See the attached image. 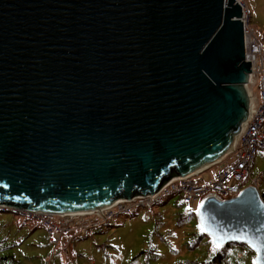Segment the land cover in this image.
<instances>
[{"label": "water", "instance_id": "1", "mask_svg": "<svg viewBox=\"0 0 264 264\" xmlns=\"http://www.w3.org/2000/svg\"><path fill=\"white\" fill-rule=\"evenodd\" d=\"M243 19L238 0H0V207L101 210L221 161L262 104ZM198 221L264 246L255 186Z\"/></svg>", "mask_w": 264, "mask_h": 264}, {"label": "rangeland", "instance_id": "2", "mask_svg": "<svg viewBox=\"0 0 264 264\" xmlns=\"http://www.w3.org/2000/svg\"><path fill=\"white\" fill-rule=\"evenodd\" d=\"M249 27L264 47V0H241ZM264 128V126H263ZM261 178L264 193V146L258 148L250 177ZM181 192L161 197L151 210L139 208L86 230V238L66 234L59 245L40 221L28 214L0 209V264H210L216 255ZM231 262L254 264L249 247H235Z\"/></svg>", "mask_w": 264, "mask_h": 264}, {"label": "built area", "instance_id": "3", "mask_svg": "<svg viewBox=\"0 0 264 264\" xmlns=\"http://www.w3.org/2000/svg\"><path fill=\"white\" fill-rule=\"evenodd\" d=\"M238 1L244 11L246 60L252 64L251 75H259L262 104L258 109L251 110L248 127L235 142L234 151L218 164L220 169L214 178L204 180L200 175L178 177L167 183L155 195L138 196L130 201L119 200L108 208L90 211L92 212L90 214L79 212L68 216L69 214L50 215L13 211L28 214L31 218L40 221L52 234L51 242L57 246L66 234L75 233L81 241L86 238V230L99 228L124 212H132L139 208L151 210L163 195L171 192H181L192 211L195 205H201L209 197L227 200L239 196L249 186L259 187L262 183L261 178L251 177L250 184L246 183V180L250 177L258 148L264 146V47L259 39L258 30L249 27L245 6L241 0ZM0 209L11 210L5 207Z\"/></svg>", "mask_w": 264, "mask_h": 264}, {"label": "trees", "instance_id": "4", "mask_svg": "<svg viewBox=\"0 0 264 264\" xmlns=\"http://www.w3.org/2000/svg\"><path fill=\"white\" fill-rule=\"evenodd\" d=\"M261 196L264 201V193H261ZM204 236H207V235L204 234ZM210 242L212 244L211 239H210ZM240 246L245 247L247 245L242 244V243H230L226 245L225 247L216 250V255L214 256V258L212 259L213 261L210 264H234V262H231L230 260V254H233L235 247H240ZM236 264H240V262H236Z\"/></svg>", "mask_w": 264, "mask_h": 264}, {"label": "snow or ice", "instance_id": "5", "mask_svg": "<svg viewBox=\"0 0 264 264\" xmlns=\"http://www.w3.org/2000/svg\"><path fill=\"white\" fill-rule=\"evenodd\" d=\"M200 229L201 231H206L207 229L205 228L204 224L202 223L200 225ZM214 237H215V233H213ZM222 239V238H221ZM230 239H235V240H241L244 241L245 243H247L250 247H252L256 252H257V257L254 260V264H258V262L260 261V253L264 252V246H262L261 244L253 241V240H249L248 236L246 233H242L240 235L234 236V237H230ZM214 250H218L221 248V244L219 243L218 239L214 238L212 241Z\"/></svg>", "mask_w": 264, "mask_h": 264}, {"label": "crops", "instance_id": "6", "mask_svg": "<svg viewBox=\"0 0 264 264\" xmlns=\"http://www.w3.org/2000/svg\"><path fill=\"white\" fill-rule=\"evenodd\" d=\"M219 169H220L219 166H213L209 169H206L203 172H201L200 178H202L204 180L212 179V178H214L215 174L217 173V171Z\"/></svg>", "mask_w": 264, "mask_h": 264}, {"label": "bare ground", "instance_id": "7", "mask_svg": "<svg viewBox=\"0 0 264 264\" xmlns=\"http://www.w3.org/2000/svg\"><path fill=\"white\" fill-rule=\"evenodd\" d=\"M237 140H238V138L236 139V141L235 142H237ZM234 149H235V145L233 146V148L231 149V151L229 152V153H227V155L221 160V161H219L218 163H216V164H214V165H212V166H210V167H208V168H206V169H209V168H211V167H213V166H218V164L219 163H221L231 152H233L234 151ZM206 169H204V170H206ZM204 170H202V171H200V172H198V173H196V174H194V175H200L201 174V172H203ZM193 175V176H194ZM257 188H259V187H257ZM204 202V201H203ZM202 202V203H203ZM90 213H92V212H87V213H84V214H90ZM73 215H75V213H72V214H69L68 216H73Z\"/></svg>", "mask_w": 264, "mask_h": 264}]
</instances>
